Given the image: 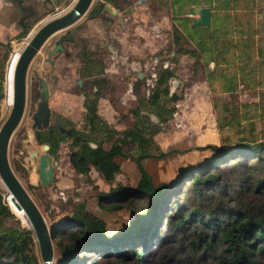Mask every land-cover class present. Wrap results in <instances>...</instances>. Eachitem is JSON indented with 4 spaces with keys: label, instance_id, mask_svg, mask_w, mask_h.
Returning a JSON list of instances; mask_svg holds the SVG:
<instances>
[{
    "label": "rangeland",
    "instance_id": "1",
    "mask_svg": "<svg viewBox=\"0 0 264 264\" xmlns=\"http://www.w3.org/2000/svg\"><path fill=\"white\" fill-rule=\"evenodd\" d=\"M104 1L93 0L88 11L75 24L51 36L32 60L27 75L26 107L10 141L9 160L41 209L49 228L65 222L73 214L76 204L85 203L88 210L106 221L108 233L116 235L125 231L136 219V215L146 211L149 206L147 200L140 199L135 194L119 199L116 202L122 206L119 209L109 208L114 204L112 199L104 201L103 206L100 205L101 193L107 194L118 187H137L141 174L133 157L136 155L135 151L125 147L130 157L117 158L121 164V172L109 183L94 168L90 176L81 175L73 169L70 163L73 137H66L60 144L57 157H54L57 162L55 180L43 186L38 172L39 156L44 150L36 141L37 129L33 128V115L40 102L39 78H45L49 85L51 125L74 127L85 133H89L85 120V92L94 91L101 84V78H106L108 84L101 96L99 112L111 130L116 128L122 131L135 123L132 110L138 107L140 99L149 96L158 72L166 67L173 68L176 77L170 81L171 92H178L183 98L177 104L174 117L163 124V130L155 135L161 149L165 152L173 151V155L144 161L155 184L175 181L184 169L205 164L219 155V152L203 149L202 146L216 144L225 147L244 136L257 141L264 140V78L251 77H256L258 72L255 70L257 65L250 61L241 66L237 63L229 66L222 63L216 67L210 55H217V49L209 54L201 53L199 65L196 64V57L184 53L188 50L200 52L198 42L207 41L210 37L203 32L207 28L196 27L190 19L178 16L183 11L196 12L191 6L201 0H172L173 18L177 22L174 27L166 22L165 17H172L171 13L168 15L165 7L167 0H141L142 4H138L139 6L132 4L136 8L131 14L126 13L127 10H132L129 6H121L117 1V7L107 4L103 12L95 16L96 9ZM75 3L76 0H0V41L5 44L0 49V59L10 44V57L14 60L11 79L5 82L3 99L0 102V129L11 112L12 76L20 54L39 29L48 21L68 12ZM177 3L179 12L176 9ZM23 21L31 29L26 37L19 38L24 29ZM229 24L227 16L223 15L214 26L215 31H219L220 48L223 51L234 38ZM175 29L178 30V42L175 41ZM237 34L240 37V33ZM61 37H64V49L50 57L54 61L51 64L47 60L49 51L57 45ZM84 47L96 52L97 57L105 62L104 75H80L83 62L78 54ZM203 47L206 52L210 51L208 42ZM244 66L252 70L247 74L237 72L236 67L243 69ZM139 74H144L141 80ZM79 80H82L81 85L78 84ZM142 117L149 123L158 122L157 117L147 110H143ZM110 146L111 143L105 144L107 149ZM32 152L38 154L31 156ZM232 162L228 158L219 167L222 169L219 178L230 185L238 183L240 176L243 179L246 177L235 171ZM16 165L22 166L26 174L18 172ZM245 184L249 186L248 183ZM0 185L5 192L4 198L8 203L11 202L1 181ZM232 200V207L249 205V208L259 210L264 203V193L259 189L247 190L245 187L238 199ZM214 204H217L216 201L209 206L213 207ZM14 208L19 211L15 206ZM20 214L24 218L21 212ZM25 223H28L26 219ZM10 224H15V221L11 220ZM194 229L195 226L189 225L188 228L178 230L165 219H161L157 237L150 242L143 260H133L130 264H230L229 260L235 256L234 251L227 249L226 245L219 249L214 246L207 248L204 242L196 245ZM53 247L52 262H55L60 254L54 243ZM35 250L40 261H43L36 239ZM78 254L86 264H123L120 259L110 254ZM255 257L264 264V255L255 254Z\"/></svg>",
    "mask_w": 264,
    "mask_h": 264
},
{
    "label": "trees",
    "instance_id": "2",
    "mask_svg": "<svg viewBox=\"0 0 264 264\" xmlns=\"http://www.w3.org/2000/svg\"><path fill=\"white\" fill-rule=\"evenodd\" d=\"M23 31L19 38L28 35L31 27L22 22ZM175 29V41L179 36ZM201 53H205L204 40L199 42ZM5 44L0 41V49ZM210 49V47H209ZM183 52V51H181ZM200 52L184 51L196 57L200 64ZM11 53V46L0 59V102L5 90L6 64ZM83 62L82 77L102 76L106 65L97 57L96 52L84 47L78 54ZM176 77L173 68H163L158 72L155 87L147 98L140 99L138 107L132 110L136 120L132 127L119 131L110 129L109 124L99 114V100L108 84L101 78V84L95 91L89 92L84 101L85 120L89 133L73 130L70 163L73 169L85 176H90L92 169L100 172L110 183L121 172V164L117 158H129L125 147L135 151V161L140 171V181L135 188L118 187L107 194H100V205L106 200H114L109 208L119 209L116 202L130 194L148 201V209L136 215V219L128 228L113 235L108 233L107 223L101 217L87 209L85 203L76 204L73 214L65 221L53 225L52 240L60 258L51 264H86L79 252H98L115 256L123 264L143 260L150 242L157 237L158 223L165 219L178 230L195 226L193 233L198 242L206 247L219 249L223 245L234 251L235 256L230 264H262L257 256L264 255V203L259 210L247 207H232L230 202L238 199L246 187L247 190H261L264 193V140H256L249 136L240 138L234 144L221 147L207 144L203 149L219 152L215 158L205 164H198L184 169L175 181L155 184L152 176L145 168L144 161L149 158H166L173 151L165 152L155 140V135L163 130L177 112V104L183 98L178 92H171L170 81ZM143 110L154 114L158 122L148 123L142 118ZM1 119V113H0ZM67 135L60 133L50 137L49 131L39 132V144H49L50 154L57 157L61 142ZM97 144L93 147L91 143ZM106 143H111L109 149ZM233 160L235 171L246 177L238 178V183L230 185L219 178L220 165L226 159ZM16 170L26 174L25 169L16 165ZM245 183H248L246 185ZM30 187H33L30 185ZM0 185V264H45L37 256L33 231L24 227L19 211L4 198ZM116 200V201H115ZM216 201L213 207L209 205ZM17 216L14 214V212ZM15 224H10V221ZM75 228V229H74Z\"/></svg>",
    "mask_w": 264,
    "mask_h": 264
},
{
    "label": "water",
    "instance_id": "3",
    "mask_svg": "<svg viewBox=\"0 0 264 264\" xmlns=\"http://www.w3.org/2000/svg\"><path fill=\"white\" fill-rule=\"evenodd\" d=\"M93 0H76L74 6L65 14L58 18L48 21L36 34L32 37L30 42L21 53L14 78V105L8 118L3 123L0 129V177L7 184L9 194L16 202V208L19 211L26 213L28 223H25L22 218L14 214L21 220L24 227L33 231L34 238L39 242L41 255L45 264H51L54 256V247L52 240V232L47 224V221L42 214L41 209L26 189L16 172L12 168L9 160V145L12 135L18 127L21 118L24 114L27 100V75L30 64L40 48L46 41L61 31L68 29L75 24L89 9ZM196 11L198 16L193 18V25L196 27H209L212 24V10L208 6H197ZM64 37L57 41V45L49 51V62L53 63L50 58L55 52L62 51L64 48L62 42ZM11 58V57H10ZM10 58L6 66L7 79L10 73ZM143 78V74H140ZM6 82V81H5ZM82 84V81L79 82ZM41 100L38 104V110L33 115V128L39 130L46 129L50 124L51 109L49 104L50 89L47 81L40 78ZM3 96V94H1ZM93 147L96 144L92 143ZM44 153L41 154L38 177L43 186L53 183L55 180V162L54 157L49 154L50 146L48 144L42 145ZM37 152H32L31 156L37 155Z\"/></svg>",
    "mask_w": 264,
    "mask_h": 264
},
{
    "label": "crops",
    "instance_id": "4",
    "mask_svg": "<svg viewBox=\"0 0 264 264\" xmlns=\"http://www.w3.org/2000/svg\"><path fill=\"white\" fill-rule=\"evenodd\" d=\"M167 1L168 4L164 6L168 9V15L171 13L172 17H165L166 22H169L170 26L174 27V25H177L176 20L173 18L174 4L172 0ZM178 5L179 3H177L176 9H178L179 12L180 7H178ZM197 6H208L212 10L211 26L199 27L201 29L207 28L204 29L203 32L210 35L207 41L204 40L205 43L208 42L210 44V51L208 50L207 52L202 54H209V52L217 49V55H210V57L212 58L211 60L215 62L216 67H219L220 65H222V63H226V65L228 66L233 65V63H237L238 66H241L243 63H247L248 61H250L251 64L254 63L255 65H257V67H255V70H257L258 72L256 77H254V75H251V77L263 79L264 0H201L200 2L193 4L191 6V9H196ZM223 15L227 16V20L230 21L229 28L234 37L230 40V43L228 42L229 49L226 47L225 51L221 50L220 48V38H218L220 34L219 31L216 32V28H214L215 24H218V20ZM178 16L186 17L190 19L191 22H193V18L197 17L198 14L197 11L194 13L191 11H183L181 14H178ZM237 33H240V37L237 36ZM241 69V67L240 69H237L236 67L237 72H242L244 74H247L252 70L248 69L246 66H244L242 70Z\"/></svg>",
    "mask_w": 264,
    "mask_h": 264
},
{
    "label": "flooded vegetation",
    "instance_id": "5",
    "mask_svg": "<svg viewBox=\"0 0 264 264\" xmlns=\"http://www.w3.org/2000/svg\"><path fill=\"white\" fill-rule=\"evenodd\" d=\"M117 1H119L118 3H121V6H124V5H126V6H129L130 7V9H132V10H130V11H128L127 10V14H131L132 12H134L135 10V8H136V6H133V5H137V6H139L138 4H142V1L141 0H105L100 6H99V8L98 9H96V14H95V16H97V15H99V14H101L102 12H103V10L106 8V6H107V4H109L110 6H113V7H117L118 6V3H117ZM93 2V1H92ZM92 4V3H91ZM133 4V5H132ZM120 5V4H119ZM91 6V5H90ZM90 8V7H89ZM88 11V10H87ZM86 11V12H87ZM58 18V17H57ZM63 51V50H62ZM57 52H59V51H57ZM49 62V61H48ZM54 62V61H53ZM51 63V62H50ZM105 63V62H104ZM51 64H53V63H51ZM106 65V64H105ZM83 66V65H82ZM82 68V67H81ZM167 68V67H166ZM106 70V69H105ZM80 71H81V69H80ZM80 75H81V72H80ZM143 77H144V74H143ZM45 79V78H44ZM139 79L141 80L142 78H140V74H139ZM46 80V79H45ZM157 80V79H156ZM80 81H82V80H79V82ZM78 82V84L79 85H81L80 83ZM48 83V82H47ZM39 85H40V78H39ZM49 86V85H48ZM41 87V86H40ZM97 87V86H96ZM155 87V86H154ZM97 89V88H96ZM95 89V90H96ZM94 90V91H95ZM41 91H42V88H41ZM87 93H89V92H85V98H86V95H87ZM103 93V92H102ZM101 96H102V94H101ZM40 100H41V92H40ZM101 101V97H100V100H99V105H98V109L100 108V102ZM51 109V108H50ZM86 109V108H85ZM51 114H52V112H51ZM99 114H100V112H99ZM143 118V117H142ZM145 120V119H144ZM146 121V120H145ZM149 123V122H148ZM110 126V125H109ZM34 129H37V128H34ZM75 128L74 127H69V128H65V127H63V126H60V125H58V126H52L51 125V117H50V124H49V126L46 128V129H44V130H39V129H37V131H36V141H37V138H38V135H39V132H42V131H49V135H50V137L51 138H53L54 136H58L60 133H62V134H64V135H67V137H69V136H72L73 135V130H74ZM116 129V128H115ZM76 131H79L78 129H75ZM120 131V130H119ZM123 131V130H122ZM82 132V131H81ZM38 142V141H37ZM62 143V142H61ZM93 143V142H92ZM92 143H91V145H92ZM95 144V143H94ZM41 145H44V144H41ZM49 145V144H48ZM50 146V145H49ZM96 147H97V144H96ZM50 150V149H49ZM49 150H48V152H49ZM49 154H50V152H49ZM52 155V154H51ZM53 156V155H52ZM54 157V156H53ZM39 159H40V157H39ZM55 162V161H54ZM56 164H55V166L57 165V162H55ZM39 164H40V162H39Z\"/></svg>",
    "mask_w": 264,
    "mask_h": 264
},
{
    "label": "bare ground",
    "instance_id": "6",
    "mask_svg": "<svg viewBox=\"0 0 264 264\" xmlns=\"http://www.w3.org/2000/svg\"><path fill=\"white\" fill-rule=\"evenodd\" d=\"M21 55H22V54H20V57H21ZM20 57H19V59H20ZM19 59H18L16 65H15V67H14V70H13V76H12V79H13V104H12V107H13V105H14V95H15V94H14V78H15V71H16V68H17V65H18ZM13 62H14V60H11V58H10V65H11V66H10L9 77L6 79L7 82L11 79V73H12ZM11 109H12V108H11ZM0 181H1V183L5 186V188H6L7 191H8V194H9L8 186H7V184L3 181V179H2L1 177H0ZM9 196H10V195H9ZM10 199H11V202H12L13 206L16 207V202H15V200H13V198H11V196H10ZM8 204H9V203H8ZM20 212L23 214V216H24V218L27 220V222H28V221L30 222V220L28 219L26 213L23 212V211H20ZM28 224H29V223H28Z\"/></svg>",
    "mask_w": 264,
    "mask_h": 264
}]
</instances>
